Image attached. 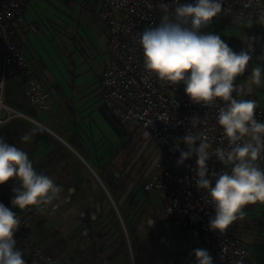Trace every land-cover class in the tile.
<instances>
[{"label": "crops", "instance_id": "obj_1", "mask_svg": "<svg viewBox=\"0 0 264 264\" xmlns=\"http://www.w3.org/2000/svg\"><path fill=\"white\" fill-rule=\"evenodd\" d=\"M64 1L29 0L22 22L15 27L22 55L52 95V106L43 111L29 106L22 77L8 78L4 88L3 84L0 85V100L24 114L8 117L6 111L0 108V138L25 151L35 170L49 176L62 189L60 197L49 205H43L44 210L40 209L26 226L31 240L29 246L16 244V248L23 253L26 263L32 250L45 247L47 254L61 251L63 264H121L130 258L127 246L123 243L124 248L119 252L116 245L117 250L110 244L111 251L107 250L109 239L104 238L101 231L106 217L118 218L115 213L118 206L131 224L137 264H186L194 250L205 243L204 235L191 237L186 220L169 219L165 215L167 199L163 192L155 190L156 195L146 198L142 191H136L137 183L144 184L147 178L146 174L134 168V156L143 149L146 142L143 138L148 140L146 144L149 145L152 140L150 135L146 132L141 139L138 137L135 141L137 152L128 155L134 146L126 141L129 134L122 125L126 121L115 116L104 102L97 106L98 113L119 136L120 145L117 137L104 138L92 120L82 117L86 113L85 99L88 96L85 93L81 95L79 86L66 82L71 61L76 66L77 50L71 45L75 30L70 23L69 7L63 4ZM262 18L264 11L256 17L264 32ZM108 56L106 54L105 62ZM101 77L102 74L98 87ZM8 83L14 91L12 103L7 101L5 94ZM252 99L259 105L255 97ZM28 133L32 134L31 138L23 142L21 138ZM114 143L118 146L115 147ZM119 153L123 155L121 160H118ZM114 159L119 165V161L124 162L120 165L124 168L123 172L104 173L113 166ZM104 175L111 181V188ZM14 187H18L15 179L0 185V204L16 213L20 210L11 204ZM230 230L237 231L233 224ZM244 236L247 241L264 245V240H248L249 235ZM92 241L96 246L94 258L90 247ZM255 252L249 254L248 264H264V250Z\"/></svg>", "mask_w": 264, "mask_h": 264}, {"label": "built area", "instance_id": "obj_2", "mask_svg": "<svg viewBox=\"0 0 264 264\" xmlns=\"http://www.w3.org/2000/svg\"><path fill=\"white\" fill-rule=\"evenodd\" d=\"M29 0H0V81L22 77L26 102L40 110L54 103L53 97L22 55L16 25L21 23ZM100 19L106 24L110 37V54L106 59L100 80V94L104 104L117 117L133 121L151 136L159 149L158 162L150 178L143 184L145 190L163 192L167 203L164 213L169 219L186 220L193 238L204 235L205 243L197 248L207 249L213 264H248L249 250L245 242L229 228L223 233L209 229L214 217V206L208 203L207 193L196 186L197 165L195 155L177 164L181 151H187L182 137L190 131L203 132L209 138L210 151L226 148L227 140L219 128L216 117L217 102L213 106L193 103L185 94L182 82L168 85L144 69V57L139 45L140 34L146 28L159 26L163 13L161 4L175 9L177 4H195L196 0H100ZM264 11V0H222V12L240 18H250ZM3 90V89H2ZM234 98H239L233 94ZM200 123L192 127L191 120ZM254 118L264 123V109L257 105ZM179 146V150H174ZM197 142L193 147H198ZM264 157V152L261 153ZM208 178L228 169L215 157L207 161ZM264 170V159L260 162ZM2 190L0 189V198ZM43 208L30 206L16 212L21 221L14 235L16 244L29 246L26 226ZM196 248V249H197ZM35 256L50 261L34 249ZM194 253V252H193ZM186 264H196L194 254Z\"/></svg>", "mask_w": 264, "mask_h": 264}, {"label": "clouds", "instance_id": "obj_3", "mask_svg": "<svg viewBox=\"0 0 264 264\" xmlns=\"http://www.w3.org/2000/svg\"><path fill=\"white\" fill-rule=\"evenodd\" d=\"M161 23L146 28L139 38L143 51L144 69L168 85L182 82L185 94L193 103L213 106L219 102L217 124L222 129L227 147L210 151L209 138L203 132L190 131L182 137L187 151H181L177 164L195 155L197 165L196 186L207 193L208 203L215 215L209 220V229L223 234L230 225L243 216L246 205L264 203V170L260 162L264 157V123L255 118L257 103L244 99L252 86L264 84L262 69L254 67L247 81L248 88L236 86L251 59L247 51H233L215 34H201L222 12V0H196L195 4H177L170 11L161 4ZM264 19V18H262ZM4 82H0L2 85ZM233 93L239 98H234ZM200 123L191 120L193 128ZM25 134L23 142L31 138ZM199 142L198 147H193ZM174 150H179L177 147ZM215 156L226 171L208 178L207 161ZM15 179L18 187L11 200L13 207L23 211L30 206L49 205L60 197L62 189L47 175L38 173L28 154L0 138V185ZM44 209L41 208V211ZM21 221L11 209L0 204V264H26L23 253L16 248L14 235ZM196 264H213L207 249L194 250Z\"/></svg>", "mask_w": 264, "mask_h": 264}, {"label": "rangeland", "instance_id": "obj_4", "mask_svg": "<svg viewBox=\"0 0 264 264\" xmlns=\"http://www.w3.org/2000/svg\"><path fill=\"white\" fill-rule=\"evenodd\" d=\"M63 4L69 7L70 23L75 30L74 34L71 36V45L77 50L75 57L76 66L73 61H71L68 68L69 78H67L66 82L71 86H79L77 88L79 89L78 91H81V95L85 93L84 95L88 96L86 97L87 99H85L87 104L86 113H84L82 117H87L89 120H92L94 126L98 128V130L95 127L93 128L98 132L100 131L104 138H116L117 135L115 131L97 110V106L103 103L100 97L98 80L104 69L106 54L107 56L110 54V37L107 26L99 17L101 2L100 0H65ZM259 21V19L254 17L240 18L221 12L210 24L200 29L201 34L210 33L219 35L220 38L237 53L241 51L248 52L251 57L249 64L246 66L245 72L234 81L236 86L243 85L245 91H247L249 86L247 81L254 67H260L262 69V76H264V32ZM5 94L7 101L12 103L11 100L14 91L9 83L5 85ZM233 94L236 95V93ZM81 95L77 96L76 99L81 97ZM251 96L252 97L244 96L243 98L252 99L255 97L259 102V106L264 109V84L260 87L252 86ZM122 125L129 134V138L126 140L127 144L131 145V143H133L132 146H134V148L132 147L128 152V155H132L138 150V147H136L138 145L135 144V141L138 137L141 139L146 131L143 127L136 125L135 122L130 120L124 122ZM143 139L146 142L148 141L146 138ZM117 142L119 145L122 143L119 136L117 137ZM146 142L142 146L143 149L139 151V153H135L134 168L138 169L143 175L146 174L148 180L156 168L159 149H157L158 147L155 146L153 140H151L149 145H147ZM118 144L114 143V146L117 147ZM122 152L124 151L120 153ZM120 153L118 155V160L123 159V155H120ZM113 162L114 167L110 166V169L108 167L104 173L107 171L114 172L115 174L117 171L123 172L124 168L120 167V165H123L124 162L119 161V163H121L120 165L118 162L116 163L115 159ZM122 177L123 175L120 177V180ZM105 178L108 186L111 188V181L109 182L107 176H105ZM136 191H142L141 193H143L146 198H148L149 195H156L155 190H145L143 183H137ZM242 211V218H238L233 222L237 230L233 233L239 236L243 241H246V246L250 254H256L255 250H264V245L258 242L247 241L244 235H249L247 236L249 238L248 240H264V203L257 202L256 204L246 205ZM115 213L118 215V218L114 217L110 219L106 217L104 219L105 223L102 224L103 227H101L104 238L107 240L109 239V242L106 243V248L111 251V247L108 245L113 244V246L116 245L118 247L120 243H124L125 247L127 246L130 252V258L125 262H121V264H137L136 247L131 236V224L124 218L120 207H116ZM116 246L114 247L116 248ZM38 249L42 255L50 257V261L43 260L39 257L38 259L40 261L47 264H63L61 251L56 250L54 253L47 254L44 250L45 247H38ZM117 249L118 248H116V250ZM118 250L121 252L120 249ZM116 259H120V256L116 257ZM27 262L26 264H39L31 257H29ZM77 263L78 262H76V264Z\"/></svg>", "mask_w": 264, "mask_h": 264}, {"label": "trees", "instance_id": "obj_5", "mask_svg": "<svg viewBox=\"0 0 264 264\" xmlns=\"http://www.w3.org/2000/svg\"><path fill=\"white\" fill-rule=\"evenodd\" d=\"M252 17L256 18V17H258V15H253ZM94 244H95V241H92V246L90 245V247H92V249H93V251H92V253H91V255L93 256V258H94V256H95V250H96V249H95L96 246H94ZM118 248H119V249L124 248V245H123L122 243H120L119 246H118ZM94 249H95V250H94ZM48 254H50V253H48ZM31 258H32L33 260L37 261L39 264H47V263H45V262L40 261V260L38 259V257L35 256V252H34L33 250L31 251Z\"/></svg>", "mask_w": 264, "mask_h": 264}, {"label": "bare ground", "instance_id": "obj_6", "mask_svg": "<svg viewBox=\"0 0 264 264\" xmlns=\"http://www.w3.org/2000/svg\"><path fill=\"white\" fill-rule=\"evenodd\" d=\"M0 108L4 109L6 111L8 117L9 116H14V115H24L21 112L9 107L8 105H6L1 100H0ZM123 226H124V224H123Z\"/></svg>", "mask_w": 264, "mask_h": 264}]
</instances>
